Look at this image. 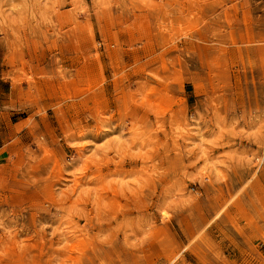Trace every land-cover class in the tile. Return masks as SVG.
Here are the masks:
<instances>
[{"label":"rangeland","instance_id":"374dc122","mask_svg":"<svg viewBox=\"0 0 264 264\" xmlns=\"http://www.w3.org/2000/svg\"><path fill=\"white\" fill-rule=\"evenodd\" d=\"M0 264H264V0H0Z\"/></svg>","mask_w":264,"mask_h":264}]
</instances>
